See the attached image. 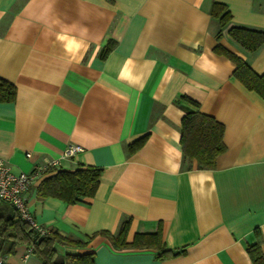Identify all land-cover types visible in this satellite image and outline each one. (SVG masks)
I'll return each instance as SVG.
<instances>
[{
    "label": "crops",
    "instance_id": "obj_1",
    "mask_svg": "<svg viewBox=\"0 0 264 264\" xmlns=\"http://www.w3.org/2000/svg\"><path fill=\"white\" fill-rule=\"evenodd\" d=\"M213 2L231 14L224 27ZM231 26L264 31V0H0V77L16 87L13 101L0 102V158L27 173L78 144L59 168L101 169L94 196L75 204L38 198L42 177L25 193L37 223L85 242L56 246L59 254L92 253L95 264H255L248 247L259 241L264 255V99L215 51L264 74V45L247 51ZM184 108L224 126L213 169L186 168ZM126 218L127 242L159 231L166 249L184 251L161 259L155 245L113 248L98 231L114 234ZM26 251L4 258L41 264Z\"/></svg>",
    "mask_w": 264,
    "mask_h": 264
},
{
    "label": "trees",
    "instance_id": "obj_2",
    "mask_svg": "<svg viewBox=\"0 0 264 264\" xmlns=\"http://www.w3.org/2000/svg\"><path fill=\"white\" fill-rule=\"evenodd\" d=\"M211 15L224 27L231 19L226 5L213 2L210 8ZM219 31L216 37L220 36ZM229 36L249 52L258 50L264 45V31L241 26H231ZM113 41H108L101 52L104 58L110 51ZM215 51L229 57L234 63L233 76L248 90L256 92L264 99V74L254 71L242 58L217 44ZM16 87L13 83L0 77V102H10L15 99ZM192 104L197 103L189 99ZM224 126L214 117L194 109L184 108L180 125V144L186 168L192 167L195 161L198 169H213L217 157L226 150L223 141ZM147 134L127 145L129 153L139 148L146 140ZM101 169L94 166H78L72 170L56 168L44 173L36 187V196L40 199L53 197L68 204H75L85 197L94 196L99 186ZM129 228V218L123 219L116 231H98L106 236L113 248H145L156 246L157 257L164 259L175 256L184 249H166L161 241L160 232L152 234H136L132 242L126 241ZM96 234V233H94ZM25 245L31 248V255L38 258L41 264H95L92 253L59 254L56 246L79 248L85 242L69 236H63L55 230H48L45 235L31 229L16 209L9 203L0 201V256L11 254L15 248ZM248 250L255 264H264L259 241L250 245Z\"/></svg>",
    "mask_w": 264,
    "mask_h": 264
},
{
    "label": "built area",
    "instance_id": "obj_3",
    "mask_svg": "<svg viewBox=\"0 0 264 264\" xmlns=\"http://www.w3.org/2000/svg\"><path fill=\"white\" fill-rule=\"evenodd\" d=\"M82 147L78 144H69L62 151L60 158L44 161L42 164L35 165L30 172H12L8 163L0 158V201L12 205L19 216L25 220L31 229L40 235H45L47 229L36 222L28 206L25 193L30 185L39 179L44 173L59 168L62 158H69L80 152ZM29 156V154H28ZM31 255V248L27 247L25 257ZM0 264H8L4 256H0Z\"/></svg>",
    "mask_w": 264,
    "mask_h": 264
}]
</instances>
